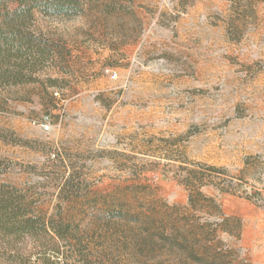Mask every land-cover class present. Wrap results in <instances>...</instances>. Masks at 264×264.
Here are the masks:
<instances>
[{
	"label": "rangeland",
	"instance_id": "obj_1",
	"mask_svg": "<svg viewBox=\"0 0 264 264\" xmlns=\"http://www.w3.org/2000/svg\"><path fill=\"white\" fill-rule=\"evenodd\" d=\"M82 1L0 93V184L70 231L0 264H264V0Z\"/></svg>",
	"mask_w": 264,
	"mask_h": 264
},
{
	"label": "trees",
	"instance_id": "obj_2",
	"mask_svg": "<svg viewBox=\"0 0 264 264\" xmlns=\"http://www.w3.org/2000/svg\"><path fill=\"white\" fill-rule=\"evenodd\" d=\"M82 0H0V93L39 81L37 73L53 60L51 39L37 27L40 18L77 16ZM0 140L19 144L14 134L0 128ZM9 169L0 165V173ZM71 181L60 186L69 196ZM72 187V186H71ZM69 225L45 220L36 213L27 191L11 183L0 184V250L9 253L13 263L20 261L19 249L30 243L42 249L52 247L55 239L63 240Z\"/></svg>",
	"mask_w": 264,
	"mask_h": 264
}]
</instances>
